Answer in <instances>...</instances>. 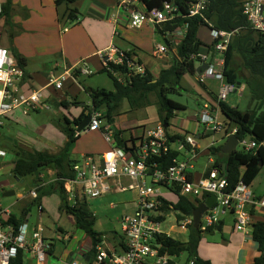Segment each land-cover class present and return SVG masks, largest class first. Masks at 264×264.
Instances as JSON below:
<instances>
[{"label": "built area", "instance_id": "built-area-1", "mask_svg": "<svg viewBox=\"0 0 264 264\" xmlns=\"http://www.w3.org/2000/svg\"><path fill=\"white\" fill-rule=\"evenodd\" d=\"M209 0H188L187 15H182L181 7L173 0L166 1L161 7L149 9L143 0H118L117 11L113 16V22L126 20V26L131 29H140L152 25L163 27L171 25L185 17H203L208 9ZM3 4L0 3V14L3 12ZM244 14L251 26L264 35V1L245 0ZM71 22V21H68ZM179 35L182 40L188 31V24L180 27ZM174 30L166 31V35ZM68 29L66 28V31ZM116 34H118L116 28ZM235 31L227 32L213 29L211 36L215 42L209 52L195 53L191 59L196 62V69L204 64L208 68L201 73H196L199 83L216 81L220 84L218 104H204L198 114L197 121L202 130L187 137L184 141L178 140L180 147L174 148L176 142H172L167 135V128L159 123L153 129L145 131L138 138H131L125 147L117 146L115 129L103 119L100 111L92 110L91 121L85 131H100L105 140L110 144V149L103 154H83L81 159L73 160L72 170L75 178L66 180L65 186L68 193L74 198L80 191L82 198L86 200L98 199L108 194H120L137 191V208L133 215H125L120 219V227L123 234L125 249L118 250L115 246L107 245L106 241L97 244L94 255L86 258H76L70 264H196L194 260L180 263V256L161 254L157 237L170 235L178 227L181 231H188L194 225L193 215L183 216L170 204L165 209V201L169 196L175 197V189L181 193L205 202L210 195H216V202L212 209L207 211L202 219L200 229L205 233L215 229L224 217L230 215L234 218L235 229L248 233L253 225L252 208H264V197L257 196L249 186L238 184L233 190L228 191L229 182L220 176L218 169L213 168L214 158H209L211 171L209 175L196 179L195 164L203 154L227 141L231 135H237L236 127L230 128L221 119L220 102L227 103L229 96L234 92L243 94L244 89L238 85L227 82L225 77L226 52ZM168 52L166 46H159L156 56L161 58ZM102 68L105 67L121 82L127 83L132 75L144 74L147 67L131 50L121 49L111 45L99 53ZM114 66L124 67L127 70L128 80ZM76 71L79 76H92L94 71L81 62ZM73 76L70 70L59 76L52 75L49 86L60 91L64 88L66 77ZM25 73L12 53L0 46V133L3 128V119L16 113L29 115L32 112L45 110L56 113V106L45 95L44 89L25 91ZM77 135H80L77 132ZM210 138V143L205 147L203 141ZM239 139V138H238ZM238 147L246 151L256 150L257 143L250 138L239 139ZM172 152H179L180 156L172 161L165 169L155 161V158H163ZM7 152L0 148V161L6 158ZM184 157V158H182ZM150 180L148 182L147 180ZM172 187V188H170ZM167 191V194L163 193ZM34 198L36 191L31 192ZM172 202V201H170ZM173 203V202H172ZM114 208V205H111ZM169 215H174L176 225H172L168 231L164 229V223ZM8 210L0 209V219L9 216ZM19 249L31 252L39 264H45L50 249V244L43 239V228L40 226L32 234V242L29 241L28 225L21 227L15 235L10 228L4 229L0 223V264H10L16 257Z\"/></svg>", "mask_w": 264, "mask_h": 264}, {"label": "trees", "instance_id": "trees-1", "mask_svg": "<svg viewBox=\"0 0 264 264\" xmlns=\"http://www.w3.org/2000/svg\"><path fill=\"white\" fill-rule=\"evenodd\" d=\"M80 0H56L57 8L62 6L66 10L61 16L62 21L76 22L80 18V12L75 4ZM170 0H143L149 9L161 7L162 4ZM181 7L182 15H187L188 0H173ZM245 0H209L208 9L203 17L181 18L176 24L156 27V32L165 36L166 31L174 30L188 24L186 36L177 46V56L174 58L172 65L162 69L157 75L149 68L144 74L132 75L128 80L127 70L124 67L114 66V69L125 75L127 83L119 81L113 73L103 67L100 73H107L114 81L115 90L107 91L103 88L90 89L89 96L91 105L83 108L82 114L74 119L65 117L66 136L69 140L59 154H50L45 151H26L19 148L15 144V161L12 174L17 181H24L28 177L35 180V172H39V180L35 185L38 196L23 211V215L18 217L14 213H10L6 219L1 218L0 223L4 229L10 228L17 235L23 225L26 224L27 215L31 211L34 203H39L42 207L44 196L50 195L58 187L62 189L61 198L62 205L67 213L74 217L75 226L81 230L91 244L89 255L93 257L95 246L104 241V234L95 229L96 216L88 206L85 198L80 199L79 196L74 198L73 205H70L67 199V192L64 185L66 180L75 178L72 170V151L73 147L81 138V134L77 135L76 128L80 125L82 119L92 110L100 111L103 119L110 123L115 131V139L117 146L125 147L127 140L124 139L123 131L115 126L116 117L123 101L129 103L131 111L147 108L150 105L158 106V118L161 123L168 125L167 135L174 143L178 140L184 141L185 136L171 135L168 129L171 120L177 116L178 112L186 110V107L173 99L169 95H181L186 90L182 86V80L186 75H196V62L191 59L195 53L209 52L213 49L212 44H205L199 38V31L202 27L211 30L235 31L231 43L226 52L225 77L227 82L245 85L244 92H248L252 102V108L248 111H241L238 107H232L228 103L220 102L221 119L225 123L238 129L237 137L239 139L250 138L254 140L258 147L256 150L246 151L237 149L231 154H223L222 146L213 147L205 152L208 157L214 158L213 168L218 169L220 176L225 177L229 182L228 191L233 190L238 184L244 183L251 186L261 173L264 167V35L255 30L247 16L244 14ZM11 0L3 6V12L0 18L10 16ZM18 63L22 68L25 67V59L17 55ZM205 92L208 94L206 103L215 107L218 104V94L209 89L205 83H200ZM155 97L153 101L152 97ZM56 108L69 110L71 106H78L77 101L68 100L55 101L53 103ZM204 105V104H203ZM92 109V110H91ZM204 155V154H203ZM180 156L179 152H172L163 158H155L157 163L161 164V168L165 169L172 161ZM263 162V166H261ZM53 167L56 170V182L48 186L42 185L41 174L44 169ZM211 168L208 169L206 175H209ZM172 188V187H170ZM31 190V189H30ZM175 197L170 196L165 201V209L171 204L173 208L181 213L178 219L182 220L183 216H192L193 211L200 205V199L185 196L180 189H175ZM254 215V208L251 209ZM220 226V225H219ZM218 226V227H219ZM252 229L253 239L258 243L259 256L251 264H264V221L254 220ZM204 232L193 226L189 227L188 241H181L172 236L160 235L157 237V244L161 254L169 256H180L185 254L187 261L194 260L196 264H212L210 261L203 260L198 255V249ZM118 250L125 249L123 241L116 246ZM120 247V248H119ZM25 250L19 249L16 257L12 258L10 264H24ZM174 264V263H172Z\"/></svg>", "mask_w": 264, "mask_h": 264}, {"label": "rangeland", "instance_id": "rangeland-1", "mask_svg": "<svg viewBox=\"0 0 264 264\" xmlns=\"http://www.w3.org/2000/svg\"><path fill=\"white\" fill-rule=\"evenodd\" d=\"M8 1L9 0H0V3L5 4ZM82 1H80V5ZM63 9H65L64 6L59 8L60 13H62ZM47 16L49 19L52 18L51 15L49 16L46 13V20ZM17 21L18 19L14 15H10V17L4 15L1 17L0 36L6 38L11 35L12 40H15L17 44H21L22 46L25 45L23 48L28 52L27 57L30 60V70L42 71L45 76H48V66L51 65L56 58L55 56L40 55L36 50H34V48L39 49V44L47 45L54 42V40L51 39L52 34L37 33L33 35L32 33L22 32L19 30L21 27L17 24ZM63 22L62 26L64 29L72 27L73 22L71 24L68 23L67 20ZM122 23L123 25H119L117 27L118 35H121L119 37L117 36V43H120L121 45L124 44L125 46L126 44L123 43V41L129 43L132 42L136 46L140 47L145 62L147 64L149 63L148 68L157 75L162 69L168 68L172 65L174 58L177 56L178 43L181 41L179 36L175 37L177 44L168 43V45L166 38L162 34L156 32L155 27L152 25L144 26L140 29H131L126 26V20ZM49 25V28H51V21ZM199 38L205 44L213 43L211 31L207 27H202L200 29ZM159 46L169 47V51L164 54L162 58L157 57L156 59L155 53ZM86 64L94 71L95 74L92 76L82 75L77 77L78 73L71 72L73 76L66 77L63 90L56 91L60 98L64 97L68 92L70 95H79V103H85L88 105L90 104V98L88 96L90 88H103L107 91L115 90L114 81L107 73H100V71H98L99 69L91 66L89 61H86ZM205 85L214 93H219L220 84L218 82L207 81ZM182 86L186 90L185 92L181 95L171 94L169 95V98L184 105L186 110L178 112L177 116L171 120L168 132L172 136L181 135L187 138L202 130V126H197L196 123L197 113L207 101L204 98L205 90L200 85L196 75H186L182 80ZM152 98V100L155 101V97L153 96ZM70 101L74 102L76 100ZM227 103L232 107H238L241 111H248L252 108V102L248 92H243L242 95H240L239 92L232 93L229 96ZM158 109V106L153 104L144 109L131 111L129 103L125 100L123 101L119 114L116 117L115 126L122 130L125 139L130 141L132 136L133 138H137L142 135L145 129L148 131L161 123L158 118ZM56 110L57 113H51L45 110L40 111V113H31L32 119L40 125L49 123L54 126V137L50 138L42 134L44 127L39 131V133H37L34 129L27 127L23 123H13L6 119L2 120L4 125L0 133V148L4 149L8 155L0 161V206L3 207L2 209H9L13 211L14 214L20 216V210L23 211L22 209L25 207L23 206L24 201H22L20 197L27 195L24 189L26 187L31 189L35 188L32 177H28L24 180V182H22L17 181L12 174V165L14 164L16 156L15 151L17 150L15 148V143L17 142L18 147L26 151L34 152L40 150L50 154H59L64 145L68 142L65 134L66 130H64L66 126L64 120L65 117L72 120L79 117L83 112L82 106L80 105L71 107L69 109L70 111H63L58 107ZM48 132H50L49 129ZM34 140L35 142H33ZM203 143V146L205 147L208 143H210V138L204 140ZM225 143L226 141L219 143V145H224ZM108 145L110 146L100 131H83L81 133L80 140L76 142L73 147L71 157L79 160L81 159V155L84 153L99 155L102 154L99 153V151L105 149ZM178 147H180V143L176 142V144H174V148L177 149ZM238 149L240 150L241 147H238ZM209 158L210 157L204 153V155L201 156L195 164L196 169L204 171L206 168L210 167L211 164L209 163ZM51 168L52 167H48L43 170L42 175L45 176L46 180L51 179L48 174L49 170L54 169ZM147 181L150 182L149 179ZM256 185L260 192L264 190V168L261 175L257 179ZM64 188L67 192L69 204L73 205V194L68 193L65 185ZM11 191L15 192V195H3L5 192ZM163 193L167 194V191L163 190ZM61 194H64L62 193V189H58V187H56L52 194L43 197L42 206L44 208V212H42L39 203H34L31 207V217L28 222L29 240H32L33 232L41 226L43 228V235L46 238V242H53L56 247V253L59 256L68 248L69 243L64 239L66 235L75 237L73 245L77 248H81V244L85 241L84 239H87L86 235L82 231L77 230L74 217L65 211L64 205H62ZM76 194H78L79 198L82 199L80 191H77ZM30 203L31 202H28L27 204L29 205ZM87 203L91 211L96 216L95 229L104 234V240L107 245L115 247L118 246V239L123 238L120 227V219L125 215H133L135 213L137 208V191L120 194H108L98 199L88 198ZM17 204L19 206H17ZM111 205H114V208H111ZM21 206L23 207L19 209ZM224 219L228 225H234V220L230 215L224 217ZM174 224L176 225V219L174 215H171L168 222L164 223V229L168 231ZM60 229L64 230L63 232L65 235L61 233ZM170 235L181 241H186L189 238V231H181L177 227L175 231L170 232ZM87 247H90V245H87ZM28 259L29 258L26 254V264L28 263ZM180 259L183 263L187 259V256L182 254Z\"/></svg>", "mask_w": 264, "mask_h": 264}, {"label": "crops", "instance_id": "crops-1", "mask_svg": "<svg viewBox=\"0 0 264 264\" xmlns=\"http://www.w3.org/2000/svg\"><path fill=\"white\" fill-rule=\"evenodd\" d=\"M55 1L56 0H11L10 15L11 16L14 15L17 17L18 19L17 24L20 25L21 27L19 28L20 31L32 33L33 35L37 33H50L52 34L51 39L54 40V42L49 43L47 45L39 44L40 46L39 49L34 48V50H36L40 55L55 56L56 58V60L52 62L51 65L48 66L49 74L48 76H45V74H43L42 71L30 70L29 68L30 60L27 57L28 52L23 48L25 45L22 46L21 44H17L15 40H12L11 35L7 36L6 38L0 36L1 47L8 49L15 57L17 62H18L17 55H19L22 59H25V67L22 68L25 73L24 86H23L25 91L44 89L45 95L48 99V102L50 103L51 102L55 103V101H62V100H68V101L76 100L79 103L80 96L70 95L68 92L65 94L64 97L60 98L56 90H54V87L49 86L51 76L62 75L67 70H70V72L78 73L76 71L77 65L80 64L81 62H86V61H89L91 66L96 67L97 69H99L98 71H100L102 68V64L99 53L101 51H104L111 45H116L121 49L131 50L132 52H134V54L137 55V57L140 58V60L143 62V64H145L147 68L149 67L148 66L149 63L147 64L143 58L144 56L141 52L140 47L136 46L132 42L129 43L123 41V43L126 44L125 46L124 44L121 45L120 43L116 42L117 38L121 36L120 34L119 35L116 34V28L119 25H123L121 21L119 22L118 25H116L112 20L114 14L117 11L118 0H83V1L80 0L82 1L81 5H80V1H78L75 4V7L77 6V8L79 9L80 18L75 23L68 22L70 24L72 23V27L67 28L68 29L67 31L66 28L65 29L63 28L62 24L64 22L61 20V16H63L66 7L64 6L65 9H63L62 13H60L59 8H57L55 4ZM46 13L49 16L51 15L52 18L49 19V17L47 16V20H46L45 19ZM50 21H51V28H49ZM160 28L162 29L164 27H160ZM180 29L181 28L179 27L177 31L175 30L173 32H170V34L168 35L165 34L164 37L166 38L167 44L168 43L177 44V42L175 41V37L176 36L181 37L179 35ZM167 48L169 51V47ZM155 58L157 59L156 55ZM77 77H79V73ZM242 87L245 88V85H243ZM88 96H89V92H88ZM204 96L207 97L208 94L205 92ZM204 104H206V102ZM79 105L82 106L83 109L87 104L79 103ZM88 105H91V100H90V104ZM61 110L70 111V110H64L63 108H61ZM6 120H9L10 122L13 123H23L27 127L34 129L37 133H39V131L44 127V130H42L43 131L42 134L48 136L49 138L54 137V131H53L54 126L50 125L49 123L45 125H40L39 123L34 121V119H32L31 114L25 116L22 113L18 112L14 115L8 116ZM196 123L198 126L199 124L197 120ZM48 129L50 132H48ZM145 131L146 129L143 131V133ZM122 136L124 137V134ZM33 142H35V140ZM15 144H17V142ZM106 148L99 151V153L102 154L105 153L110 149V146L108 145ZM84 154H91V153H84ZM13 168H14V164L12 165V169ZM209 168L210 167L206 168L204 171H199L196 169L195 172L196 179H199L204 175H206ZM261 173L259 174V176L261 175ZM42 174H41V178L43 180L42 185L44 187L51 183L56 182L57 180L55 169L48 171V174L51 178L50 180L47 179L48 181L45 179V176ZM258 177L254 181V183L249 187L257 196L264 197V190L260 192L259 188L256 185ZM30 189L31 188H29L28 192L25 191L27 195L20 197L22 201H24L23 206L25 207L22 209L23 211L27 208L28 202H32L34 199L37 198V197L34 198L31 194V192L36 191V189L35 188L31 190ZM36 194L38 196L37 192ZM17 206L19 205L17 204ZM23 206L19 207V209H21ZM2 208L3 207L0 206V209ZM5 210H8L9 213H14L9 209H5ZM41 210L42 212H44L43 206L41 207ZM23 211L20 210L21 212L20 216H22ZM168 216H170L169 213ZM30 217L31 216L29 213L27 215V221H26L27 225ZM168 219L169 217L167 218L165 223L168 222ZM253 219L255 221L256 220L264 221V208H259V207L254 208ZM219 225H218L219 227L217 226L215 229L209 230L208 232H205L203 234L198 249L199 257L203 260L210 261L212 264L253 263V261L259 256L258 243L253 239L252 236L253 226H251L248 233H245V232L237 231L235 229V221H234V225L232 226V225H228L226 223V220L223 219ZM60 230L61 233L65 235L63 232L64 230L62 229ZM43 239L46 241L44 235H43ZM64 239L69 243V245L66 251H64V253H62L60 256L57 255L56 247L53 244V242L52 243L48 242V244H50V249L45 264H70L73 259L89 257V252L91 251V244L88 238L84 239L85 241L81 244L83 249L82 247L77 248L73 245V240L75 239V237H71V235L70 236L66 235ZM122 240L123 239H118L117 244L120 243ZM29 241L32 242V240ZM87 245H90V247H87ZM26 254L29 258L27 264H39L37 262V259L31 252L25 251V255ZM186 261L187 259L183 263H185ZM24 264L26 263L24 262Z\"/></svg>", "mask_w": 264, "mask_h": 264}, {"label": "water", "instance_id": "water-1", "mask_svg": "<svg viewBox=\"0 0 264 264\" xmlns=\"http://www.w3.org/2000/svg\"><path fill=\"white\" fill-rule=\"evenodd\" d=\"M208 65L204 64L201 67L197 68V73H201L203 70L207 69ZM240 86V85H238ZM91 121V115L87 114L81 121L80 125L76 128L77 132L81 134L83 131H85ZM166 128H168V125H165ZM239 139L237 135H231L226 143L222 146V153L223 154H231L233 151L238 149ZM261 166H263V162H261ZM39 180V172H35V180L33 181L34 184H37ZM26 192L29 191V187H26ZM4 196H11L15 195V192H6L3 194ZM0 199H1V193H0ZM216 195H210L205 202L200 203V205L193 211V221H194V228L199 229L201 225V219L203 215L213 208L215 202H216ZM87 261H89V257L86 258Z\"/></svg>", "mask_w": 264, "mask_h": 264}, {"label": "flooded vegetation", "instance_id": "flooded-vegetation-1", "mask_svg": "<svg viewBox=\"0 0 264 264\" xmlns=\"http://www.w3.org/2000/svg\"><path fill=\"white\" fill-rule=\"evenodd\" d=\"M87 115V114H86Z\"/></svg>", "mask_w": 264, "mask_h": 264}]
</instances>
